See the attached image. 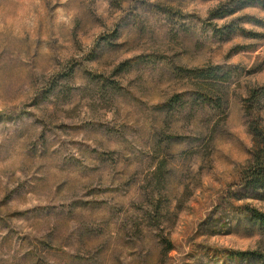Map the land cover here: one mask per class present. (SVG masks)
Listing matches in <instances>:
<instances>
[{"label":"rangeland","instance_id":"obj_1","mask_svg":"<svg viewBox=\"0 0 264 264\" xmlns=\"http://www.w3.org/2000/svg\"><path fill=\"white\" fill-rule=\"evenodd\" d=\"M264 2L0 0V264H264Z\"/></svg>","mask_w":264,"mask_h":264},{"label":"trees","instance_id":"obj_2","mask_svg":"<svg viewBox=\"0 0 264 264\" xmlns=\"http://www.w3.org/2000/svg\"><path fill=\"white\" fill-rule=\"evenodd\" d=\"M259 2H264V0H259ZM247 127L252 135V146L242 170V177L248 186L256 190H264V129L257 121L248 123ZM248 211L252 219L264 227V212L255 209ZM236 255L255 260L264 259L256 251L237 252Z\"/></svg>","mask_w":264,"mask_h":264}]
</instances>
